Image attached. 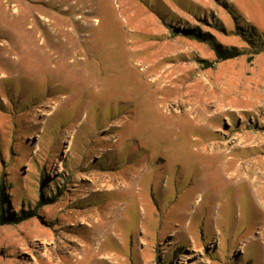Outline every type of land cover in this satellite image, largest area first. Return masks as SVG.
I'll use <instances>...</instances> for the list:
<instances>
[{
	"label": "rangeland",
	"instance_id": "1",
	"mask_svg": "<svg viewBox=\"0 0 264 264\" xmlns=\"http://www.w3.org/2000/svg\"><path fill=\"white\" fill-rule=\"evenodd\" d=\"M239 166L264 182V0H0L8 213L63 189L0 226V264H264V188Z\"/></svg>",
	"mask_w": 264,
	"mask_h": 264
},
{
	"label": "bare ground",
	"instance_id": "2",
	"mask_svg": "<svg viewBox=\"0 0 264 264\" xmlns=\"http://www.w3.org/2000/svg\"><path fill=\"white\" fill-rule=\"evenodd\" d=\"M73 6V3H71L69 6H67L66 8H64V10L66 11H69L71 9V7ZM15 7V5H12V7L10 8H13ZM12 11V15L15 16V15H19L20 14V9H13L11 10ZM39 20L42 21V24L44 27L48 28V32L50 34V36L52 37V41L54 43H59L60 41V30L61 28L59 27H56L54 26L53 24L55 23L54 20H51L50 18H46L42 15L39 16ZM76 21H79V19H77ZM92 24L91 22H87L86 23V27H91ZM40 33H38V37L40 36L39 35ZM40 38V37H39ZM70 47L68 46L65 50V55L66 56L68 53H70ZM152 65L151 64H147L146 67L144 68V72L146 73V71L151 67ZM157 80H160L161 81V85L165 86L166 83H164L165 79H162L161 76L157 77V78H150V81L152 82H155ZM160 85V84H159ZM161 87V86H160ZM151 96V95H150ZM178 102V101H177ZM175 102V103H177ZM146 105V104H145ZM219 104H215V107H214V110L212 111H207L205 109H202L201 106H195V105H191L190 107H183L182 110H177L176 108L174 109V112L176 114H182V115H190L191 118L193 120H196L197 122H200L202 124H204L205 121H207L210 117L214 116V115H217L220 111V109L218 108ZM145 110V109H144ZM170 113V112H169ZM199 126V125H198ZM210 147V146H209ZM214 148V147H212ZM211 150V148H210ZM205 151V150H204ZM223 151V150H222ZM221 153V152H220ZM243 167V166H242ZM236 169V168H235ZM243 169H246L245 167L244 168H241V166H239V169H237L236 171V175L239 176V179H238V183H246L248 185V187L252 190V192L254 194H259L260 190H262L264 188V182H262L258 177H256L255 179H252L250 178V176H245L244 173H243ZM264 172V170H263ZM231 173V172H230ZM233 173V172H232ZM257 174L259 172H256ZM234 174H232L230 177L227 178L226 176V181L228 183L231 184L232 182V179H233V176ZM224 179V178H223ZM222 181V180H221ZM225 181V180H224ZM224 183V182H223ZM223 190V189H222ZM258 197V195H257ZM260 200V199H259ZM221 205V204H220ZM263 206H264V202H259L258 203V208L260 209V211L263 212ZM96 238V237H95ZM94 239V238H93ZM98 244V243H97ZM98 250V249H97Z\"/></svg>",
	"mask_w": 264,
	"mask_h": 264
},
{
	"label": "trees",
	"instance_id": "3",
	"mask_svg": "<svg viewBox=\"0 0 264 264\" xmlns=\"http://www.w3.org/2000/svg\"><path fill=\"white\" fill-rule=\"evenodd\" d=\"M191 34V36L199 39L200 41H204L210 44L212 50L215 54V61H224L227 59H232L238 57L243 54V52L236 47L226 48L217 43L210 35L207 33H194L193 31H183ZM182 32V33H183ZM4 180L0 179V226L4 224H17L22 221L28 220L37 215V211L39 207L43 205H49L55 203L62 194L63 189H59L55 194H51L50 196L43 197V194L39 195V199L36 201V205L33 209H18L17 213L12 211L8 213L6 206V195L4 191ZM165 264V263H159Z\"/></svg>",
	"mask_w": 264,
	"mask_h": 264
}]
</instances>
